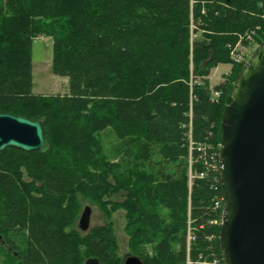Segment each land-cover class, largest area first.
Returning a JSON list of instances; mask_svg holds the SVG:
<instances>
[{
  "label": "trees",
  "instance_id": "1",
  "mask_svg": "<svg viewBox=\"0 0 264 264\" xmlns=\"http://www.w3.org/2000/svg\"><path fill=\"white\" fill-rule=\"evenodd\" d=\"M251 31L264 42V0H0V113L41 121L45 134L40 151L0 153V264H122L111 223L79 230L78 195L106 218L126 208L143 264L221 257V224H209L225 205L213 153L246 64L231 63L228 46ZM38 37L52 42L64 95L32 92ZM220 64L231 70L210 86ZM189 124L193 143L210 148L189 151ZM108 130L112 158L100 139ZM120 191L125 200L111 201Z\"/></svg>",
  "mask_w": 264,
  "mask_h": 264
},
{
  "label": "water",
  "instance_id": "2",
  "mask_svg": "<svg viewBox=\"0 0 264 264\" xmlns=\"http://www.w3.org/2000/svg\"><path fill=\"white\" fill-rule=\"evenodd\" d=\"M219 178L225 205L219 233L224 264H264V42L237 76L223 112ZM41 121L0 113V153L6 148L40 151ZM89 207L78 220L90 229ZM85 264H99L96 258ZM122 264H143L128 256Z\"/></svg>",
  "mask_w": 264,
  "mask_h": 264
},
{
  "label": "rangeland",
  "instance_id": "3",
  "mask_svg": "<svg viewBox=\"0 0 264 264\" xmlns=\"http://www.w3.org/2000/svg\"><path fill=\"white\" fill-rule=\"evenodd\" d=\"M260 29L258 28V31ZM257 33L255 32L252 35L250 40V49L247 51V57L245 59L246 63L251 58L252 54L256 50V45L254 43V36ZM241 36H244L242 34ZM247 40V37L245 38ZM249 41V40H248ZM248 47V46H246ZM31 59H32V92L34 94H40L43 96L50 95H64L67 92V78L54 76L51 73V61H52V42L48 38L38 37L33 40L31 46ZM232 63V62H231ZM231 70L230 64H220L215 69L211 70L209 75L210 86H215L217 83L224 80V75L228 74ZM100 139L104 150L108 153V157L112 158L110 153V148L112 145L118 142V139L111 131H105L100 133ZM26 178V177H25ZM79 201L81 203V211L79 213L76 224L78 225V220L81 215L82 210L85 207H89L91 210L90 214V228L94 226L103 225L105 223H111L112 234L116 240L117 245V254L123 261L126 257L132 256V253L129 248V236L126 232V208L121 206L116 211L112 212L109 218H106L103 212L95 205H91L88 201L84 200L83 197L79 196ZM111 201H120L125 200L124 192L120 191L119 193L113 194ZM188 234V229H187ZM146 251L149 254L153 253L152 246H145Z\"/></svg>",
  "mask_w": 264,
  "mask_h": 264
},
{
  "label": "built area",
  "instance_id": "4",
  "mask_svg": "<svg viewBox=\"0 0 264 264\" xmlns=\"http://www.w3.org/2000/svg\"><path fill=\"white\" fill-rule=\"evenodd\" d=\"M255 32L251 31L249 33H245L244 36L239 35L237 41L233 44L228 46V50H229V58L231 60V62L233 64H241L245 61L246 59V55H247V51L248 49H250V40L252 39V35H254ZM247 37V40H245V38ZM249 40V41H248ZM248 46V47H246ZM212 97L213 98H217L220 96V92L217 91H212L211 92ZM184 127V126H183ZM187 127V132L186 135L188 136V144H189V151L191 152L194 148H196V150L198 151H202L203 148H210L209 146L206 145H202V144H197L195 145L192 141V137H191V124H189ZM185 129V127H184ZM192 163V161H190V164ZM213 171H214V176L217 180V174L219 175V158L217 154L213 153ZM205 173L202 174H198L196 177L201 179L203 177H205ZM195 176L192 175L190 169H189V185L191 184V180L194 178ZM225 201V199H224ZM222 205V199H218L215 203H214V209L218 210L221 208ZM209 224L211 226H216L221 224V219L220 221L218 219H215L213 221H210ZM214 235L212 234L209 237L208 241H212L214 240ZM193 239V236L191 235V227H190V220H188V234H187V250L189 249V244L190 241ZM187 264H189V261H187ZM199 264H224L223 260L221 257H219L216 253H212L209 255V257L204 258V260L200 261Z\"/></svg>",
  "mask_w": 264,
  "mask_h": 264
}]
</instances>
